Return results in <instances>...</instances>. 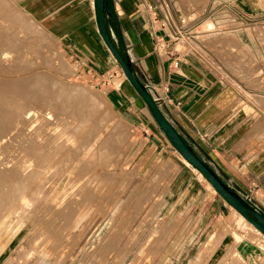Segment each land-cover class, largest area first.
<instances>
[{
  "label": "rangeland",
  "instance_id": "obj_1",
  "mask_svg": "<svg viewBox=\"0 0 264 264\" xmlns=\"http://www.w3.org/2000/svg\"><path fill=\"white\" fill-rule=\"evenodd\" d=\"M0 5V17L4 16L0 18L3 25L0 26L1 30L5 29L0 30V36L4 35L0 38V84L4 83L0 94L9 83L15 86V79L32 73L28 78L33 81L28 82L30 88L42 85L48 89L51 85L56 90L60 83L78 85L91 98L89 102L94 100L90 113L84 110L87 104L84 98L79 102V107L84 105L83 109L75 108L78 105L73 106V102L68 108L66 105L63 108L61 101L59 104L52 101L51 105V102L45 101L42 105L39 102L31 121L38 115L40 119L36 117V122L25 123L27 127H16L10 130L11 134L0 138V146L5 147H0L1 159H12L11 155L17 154L15 160L3 161L8 165L20 159L22 162L25 159L24 163L20 162L24 166L39 161L38 157L42 156L32 157L22 152L27 150L29 141L44 144L43 150L48 144H51L49 148L54 145L61 148L55 155L58 157L51 161L52 167L43 174L39 189L33 186L24 193V205L18 208L4 205V209L0 205V264H264V234L247 220L244 223L231 205L219 206L222 197L197 168L185 162L172 143L158 155L160 146L155 150L150 143L143 145L138 140L136 126L120 116L111 93L112 90L120 92L126 79L118 63L120 74L116 71L114 83L105 86L34 15L26 0H0ZM224 10L219 4L213 8L217 28L212 37H201L204 48L223 68L228 82L240 92L239 101L248 100L253 113L258 107L263 111L264 18L248 19L236 11ZM7 15H15V19L8 20ZM23 22L29 23L27 28ZM209 24L213 26L212 20ZM11 27H20L22 32L18 34ZM25 31L29 37H23ZM32 36L38 40H31ZM34 81L37 82L33 85ZM39 89L40 94H45ZM37 121L42 123L41 131L45 129L42 133L35 125ZM10 135L17 136L13 139ZM1 140L16 145L6 148ZM17 143L22 146L18 147ZM9 147L12 153L7 152ZM17 157H20L18 161ZM188 176L196 182L189 189V179L185 181ZM14 209L20 216H16Z\"/></svg>",
  "mask_w": 264,
  "mask_h": 264
},
{
  "label": "crops",
  "instance_id": "obj_2",
  "mask_svg": "<svg viewBox=\"0 0 264 264\" xmlns=\"http://www.w3.org/2000/svg\"><path fill=\"white\" fill-rule=\"evenodd\" d=\"M26 3L98 81L109 70L120 74L99 33L94 0ZM217 4L225 7L226 13L231 10L248 19L264 18V0H109L113 14L107 15L106 24L119 50L130 53L136 74L155 86L164 99L160 107L169 120L224 178L264 212V109L258 107L253 113L248 100L239 101L240 92L207 53L201 38L212 37L217 28L213 11ZM126 79L120 92L111 91L118 112L136 126L143 145L150 143L155 150L160 146L158 155H162L171 141ZM195 184L189 179L186 187ZM227 204L224 199L219 202V206Z\"/></svg>",
  "mask_w": 264,
  "mask_h": 264
},
{
  "label": "bare ground",
  "instance_id": "obj_3",
  "mask_svg": "<svg viewBox=\"0 0 264 264\" xmlns=\"http://www.w3.org/2000/svg\"><path fill=\"white\" fill-rule=\"evenodd\" d=\"M7 3V2H6ZM10 4V3H9ZM1 6V5H0ZM9 7V6H8ZM7 7V8H8ZM12 8V7H11ZM10 9V8H9ZM0 10H1V8H0ZM8 10V9H7ZM10 11V10H9ZM6 12V11H5ZM1 13V12H0ZM4 13H3V11H2V15H3ZM8 14H9V12H8ZM14 14V13H13ZM1 15V14H0ZM6 15V14H5ZM11 15V14H10ZM10 15H7V18H8V20H10L9 18H13V19H15L14 17H15V15H14V17L13 16H11V17H9ZM2 17V19H3V17L4 16H1ZM0 17V18H1ZM16 17H18L17 15H16ZM22 18V17H21ZM6 21L5 22H7V19L6 18H4ZM1 20V19H0ZM18 20H20V19H17V21ZM26 20V19H25ZM2 21H4V20H2ZM11 21L13 22V20L11 19ZM16 20H15V22H17ZM9 22V21H8ZM1 23V22H0ZM20 23H22V22H20ZM23 23H25V22H23ZM3 24L5 25V23L3 22ZM9 24V23H8ZM16 24H18V22L16 23ZM15 24V25H16ZM1 25V24H0ZM7 25V24H6ZM15 25H13V26H15ZM18 25H20V24H18ZM24 25V24H23ZM25 25H26V23H25ZM27 25H29V23L27 24ZM25 26L26 28L28 27V26ZM1 26H3V25H1ZM0 26V30H1V27ZM8 26V25H7ZM17 26V25H16ZM15 26V27H16ZM9 27H10V25H9ZM9 27H7L6 29H8ZM20 27H21V25H20ZM20 27L18 28V29H16V30H18L19 31V29H20ZM25 27H23V28H25ZM31 27V26H30ZM12 28V27H11ZM10 29V28H9ZM9 29H8V31H9ZM12 29H14V28H12ZM14 29V30H15ZM29 29V28H28ZM3 30H5L4 28H3ZM3 30H1V31H3ZM21 30V29H20ZM23 30V29H22ZM26 30V29H25ZM12 31V30H11ZM31 31V30H30ZM20 32H22V31H19V32H17L18 34L20 33ZM35 32V31H34ZM1 33V32H0ZM3 33V32H2ZM4 34L5 35H7L8 33H6V32H4ZM10 34V33H9ZM26 34V31H25V33H23L22 35H25ZM30 34V33H29ZM2 35V34H1ZM31 35V34H30ZM37 35V34H36ZM2 36H4V35H2ZM2 36H0V38L2 37ZM11 35H9V37H10ZM38 36V35H37ZM7 37V36H6ZM12 37V36H11ZM10 37V38H11ZM23 37H29V36H27V35H25V36H23ZM10 38H8L9 40H10ZM15 37H12V39H14ZM1 39H3V38H1ZM8 39L6 38V41H8ZM22 39V38H21ZM24 39V38H23ZM22 39V40H23ZM32 39H34V37L32 36V38H31V40ZM19 40H20V38H19ZM24 40H27V39H24ZM30 40V39H29ZM35 40V39H34ZM38 40V39H37ZM37 40H35V41H37ZM3 42V41H2ZM14 42V41H13ZM12 42V43H13ZM22 42V41H21ZM4 43H5V40H4ZM15 44H16V41L14 42ZM17 43H18V41H17ZM8 45H9V43H8ZM17 45V44H16ZM22 46V45H21ZM28 48H30V47H28ZM17 49V48H16ZM3 51V50H2ZM15 51V50H14ZM20 51V50H19ZM21 52V51H20ZM0 56H2V55H0ZM1 58V57H0ZM10 58V57H9ZM57 58V57H56ZM59 58V57H58ZM3 59V58H2ZM15 60V59H14ZM51 60H52V58H51ZM57 60H59V59H57ZM61 60V59H60ZM58 62V61H57ZM19 64V63H18ZM30 64V63H29ZM8 65V64H7ZM23 65V64H22ZM15 67V66H14ZM15 71V70H14ZM24 72V71H23ZM34 73H36V72H34ZM40 73V72H39ZM17 74V73H16ZM20 74V73H19ZM38 74V73H37ZM6 75V74H5ZM32 75V73H30V74H27V75H25V76H23V77H20V78H18V79H15L14 81L16 82L14 85L15 86H13L12 84L13 83H9V82H7V81H5V82H7V83H9V87L8 86H6V87H3L4 85V83H2V84H0V86L1 85H3L2 87H3V92L4 93H2V94H0V138L2 137H4L7 133H10L11 134V132H10V130L12 131V129H13V131H14V129L17 127V128H22V127H27V126H25V123H27L28 124V122L30 123V122H32L36 117H37V119H38V117H39V115L38 116H36V117H34V119L31 121V119L33 118L32 117V112H33V110L35 109V106L36 105H38V103L40 102H42L41 103V105L42 104H44L43 102H45L46 101V103L48 102V104L50 103V105L52 104V101H55V102H53V103H56V104H59V101H61L62 102V105L64 106L63 108H65V105L67 106V105H72V102H73V106L76 104V105H78V106H74L75 108L76 107H78L79 109L80 108H82V106H84V105H82V102H81V107H79V102L80 101H82L83 100V98L86 100V102H87V104H86V106H85V108L87 109H84L85 111H87L88 113H90L91 112V110H93L90 106V104H91V102H89L90 100H91V98H88V96H87V93H85L86 91L84 90V88H82V87H80V86H78V85H71V84H66V83H60V86L58 87V86H56L55 88H56V90H57V88H58V91H56V90H54L53 89V86L51 87V85L48 87V89H46L45 88V86H40L39 88H41L42 90H44V92H45V94H40V89L37 87V88H35V89H33V87L32 88H30L29 86V81H30V83H32L31 82V80L30 79H28V78H30L29 76H31ZM35 75V74H34ZM39 75V74H38ZM36 76V75H35ZM53 77V76H52ZM126 77V76H125ZM127 78V77H126ZM39 79V78H38ZM12 80V79H11ZM35 80H36V77H35ZM127 80H128V78H127ZM8 81H9V79H8ZM13 81V80H12ZM13 81V82H14ZM38 81V80H37ZM37 81H34L35 83H33V85L34 84H36V82ZM55 81H56V79H55ZM129 81V80H128ZM4 82V81H3ZM40 82V81H39ZM53 82V81H52ZM46 83V82H45ZM44 83V84H45ZM54 83H56V82H54ZM58 83V82H57ZM32 84H31V86H33ZM56 85V84H55ZM37 86V85H36ZM61 90V91H60ZM60 91V93H58ZM1 92V91H0ZM45 95V96H44ZM87 96V97H86ZM93 99V98H92ZM84 101V100H83ZM85 102V103H86ZM93 102H94V100H93ZM93 102H92V104H93ZM97 102V101H96ZM95 102V103H96ZM56 104H54V105H56ZM40 105V106H41ZM47 105V104H46ZM45 105V106H46ZM69 105V106H70ZM39 106V107H40ZM101 106V105H100ZM47 107H48V105H47ZM56 107H58L59 108V106L58 105H56ZM61 107V106H60ZM95 107V105L93 106V108ZM51 108V107H50ZM55 108V107H54ZM57 108V109H58ZM67 108H68V106H67ZM73 108V107H72ZM77 108V109H78ZM53 109V108H52ZM76 109V110H77ZM83 109V108H82ZM82 109H81V111H82ZM91 109V110H90ZM95 109V108H94ZM98 109V107H97V105H96V110ZM99 109H100V107H99ZM39 110V109H38ZM37 110V111H38ZM43 110V109H42ZM70 110H72V109H70ZM70 110H68V111H70ZM84 110H83V112H84ZM96 110H94V111H96ZM101 110H102V108H101ZM44 111V110H43ZM62 111V110H61ZM74 111V110H73ZM72 111V112H73ZM98 111H100V110H98ZM36 112V111H35ZM35 112H33L34 114H37V113H35ZM65 112V111H64ZM80 112V111H79ZM101 112V111H100ZM69 113V112H68ZM86 112H84V114H85ZM92 113H93V111H92ZM94 113H97V112H94ZM82 114V113H81ZM42 115V114H41ZM51 115V114H50ZM89 115V114H88ZM87 115V116H88ZM96 115V114H95ZM98 115H99V113H98ZM54 116V115H53ZM83 116V115H82ZM91 116H92V114H91ZM100 116V115H99ZM98 116V117H99ZM89 117V116H88ZM93 117V116H92ZM95 117V116H94ZM98 117H97V119H98ZM104 117V116H103ZM102 117V118H103ZM46 118V117H45ZM39 119H40V117H39ZM47 119V118H46ZM49 119V118H48ZM51 119V118H50ZM49 119V120H50ZM88 119V118H87ZM92 119V118H91ZM91 119H90V123H91ZM84 120V119H83ZM82 120V121H83ZM86 120V119H85ZM89 120V119H88ZM94 120V119H93ZM103 120V119H102ZM35 121V120H34ZM42 121V120H41ZM41 121H37V123H35V125L37 124V126H39L38 127V129H40V131H41V128H43L42 126H40L42 123H41ZM43 121H45V119L43 120ZM42 121V122H43ZM47 121V120H46ZM46 121H45V123H46ZM94 121H96V120H94ZM94 121H92V124H93V122ZM104 121V120H103ZM36 122V121H35ZM50 122V121H49ZM98 122H100V121H98ZM33 123V122H32ZM89 123V122H88ZM97 123V122H96ZM39 124V125H38ZM43 124H44V122H43ZM70 124V123H69ZM81 124V123H80ZM98 124V123H97ZM116 124H118V123H116ZM18 125V126H17ZM35 125H34V130L36 129L35 128ZM45 125V124H44ZM88 125H91V124H88ZM88 125H87V127H88ZM60 126V125H59ZM77 126V125H76ZM92 126V125H91ZM90 126V127H91ZM29 127V126H28ZM41 127V128H40ZM45 127V126H44ZM58 127V126H57ZM94 127H95V129H96V126L94 125ZM93 127V128H94ZM101 127V126H100ZM55 128V127H54ZM59 128V127H58ZM77 128V127H76ZM79 128H80V126H79ZM37 129V130H38ZM71 129V128H70ZM87 129V128H86ZM92 129V128H91ZM24 130V129H23ZM23 130H22V133H23ZM30 130V129H29ZM36 130V131H37ZM44 131H45V129H43ZM42 130V131H43ZM54 130V129H53ZM61 130V129H60ZM93 130V129H92ZM119 130V129H118ZM16 131H18V130H16ZM25 131V130H24ZM31 131V130H30ZM42 131L40 132V133H42ZM76 131V130H75ZM84 131H88V130H84ZM95 131V130H94ZM97 131V130H96ZM26 132H27V129H26ZM55 132V131H54ZM58 132V131H57ZM66 132V131H65ZM81 132H82V129H81ZM88 132H90V131H88ZM118 132V131H117ZM18 133H20V130H19V132ZM38 133V132H37ZM50 133V132H49ZM12 134H15V132L14 133H12ZM31 134V133H30ZM54 134V133H53ZM59 134V133H58ZM66 134V133H65ZM71 134V133H70ZM89 134V133H88ZM108 134V133H107ZM9 135V134H8ZM20 135V134H19ZM29 135V134H28ZM49 135V134H48ZM80 135V134H79ZM111 135V134H110ZM11 137H13L12 135H10ZM17 136V135H16ZM15 136V137H16ZM27 136V135H26ZM31 136V135H30ZM41 136V135H40ZM51 136V135H50ZM54 136H56V135H54ZM84 136V135H83ZM86 136H87V133H86V135H85V138H86ZM115 136H117V135H115ZM6 137V136H5ZM15 137H13V139L15 138ZM19 137V136H18ZM28 137V136H27ZM26 137V140L29 138H27ZM44 136L42 135V138H43ZM59 136H57V138H58ZM24 138H25V136H24ZM47 138V137H46ZM54 138V137H53ZM56 138V137H55ZM54 138V139H55ZM64 138V137H63ZM62 138V139H63ZM84 137H83V139H85ZM7 139V138H6ZM9 139V138H8ZM13 139H12V141L10 140H8L9 142H13ZM41 139V138H40ZM68 139V138H67ZM67 139H66V141H67ZM77 139V138H76ZM82 139V140H83ZM3 140H5V138L3 139ZM23 140V139H22ZM25 140V139H24ZM32 140H33V138H32ZM47 140V139H46ZM56 140V139H55ZM54 140V141H55ZM106 140H107V137H106ZM2 141V140H1ZM14 141H17V139L16 140H14ZM38 141V140H37ZM50 141L52 142V140H51V138H50ZM60 141V140H59ZM81 141V140H80ZM91 141V140H90ZM101 141H103V140H101ZM3 142V144H6L5 143V141H2ZM26 142V141H25ZM24 142V144H26ZM35 141H33V143L32 142H28V144H29V146H28V148H27V150L26 151H22L25 155H31L32 157L34 156V157H37L38 155H40V159H39V157H38V162L35 164V162H34V164H32V163H29V161L27 162V163H29L28 165H26V166H24V164L22 165L21 163H24L25 162V159H23L24 160V162H22V159H20L21 161V163L20 162H14L12 165H8L7 163H5V162H7V161H5V162H3L4 160H6L7 158H5L4 160H3V158L1 159L0 158V205H3V208L2 207H0V208H2V209H4V205H7L8 207L9 206H13L14 208L15 207H19V206H22V205H24V203H25V197H24V195H26V194H24V193H27V190L29 189V191H30V189H31V187L33 188V186L36 188V189H39V188H37L38 186H39V182H41L43 179V177H44V175L43 174H45L48 170H49V168H50V166H51V164H53L54 162H51V161H53V160H55V159H53V158H56V157H58V156H56L55 157V155H56V153L59 151V150H61V148L60 149H58L57 147H55V145L54 146H52V147H48V146H51V144L49 145L48 144V146H46V149H44L43 150V145H38V143H34ZM50 142V143H51ZM76 142V141H75ZM88 142V141H87ZM8 143V142H7ZM57 143H58V141H57ZM57 143H56V146H57ZM0 144H2V143H0ZM10 144H13V143H8V144H6L5 146H6V148L8 147V146H10ZM52 144H53V142H52ZM62 144V143H61ZM60 144V145H61ZM77 144V143H76ZM13 145H16L15 144V142H14V144ZM60 145H58V146H60ZM66 145V144H65ZM83 145H84V143H83ZM82 145V142H81V146H83ZM2 146V145H1ZM0 146V147H1ZM17 146L18 147H21V146H19L18 145V143H17ZM16 146V147H17ZM12 147V146H11ZM11 147H9V150L7 151V152H9L10 150H11ZM25 147H27V144L25 145ZM80 147V146H79ZM84 147V146H83ZM2 149L3 148H5L4 146L3 147H1ZM14 148V147H13ZM24 148V147H23ZM23 148L21 149V150H23ZM31 148L33 149L32 151L33 152H31ZM81 148V147H80ZM70 149V148H69ZM82 149V148H81ZM5 150V149H4ZM16 150V149H15ZM25 150V149H24ZM12 151V150H11ZM10 151V152H11ZM20 151V150H19ZM66 151V150H65ZM14 152V151H13ZM22 152H19V153H21V155H22ZM2 153H4L3 152V150H2ZM12 153V152H11ZM59 153V152H58ZM61 153H62V151H61ZM180 153V152H179ZM16 153H14V155H11V157H13L12 159L11 158H9V159H11V160H15V157L14 156H16L15 155ZM23 154V155H24ZM90 154V153H89ZM181 154V153H180ZM0 155H1V151H0ZM6 155L8 156V153H6ZM5 155V156H6ZM18 155H20V154H18ZM22 155V156H23ZM4 156V155H3ZM27 156H25L26 158H28ZM180 156H182V158L185 160V162H187L188 164H190L191 165V163L181 154ZM25 157H23V158H25ZM60 157V156H59ZM18 158V157H17ZM20 158V157H19ZM19 158L17 159V161L19 160ZM22 158V157H21ZM31 158V157H30ZM30 158H29V160H30ZM64 158V157H63ZM63 158H61V160L63 159ZM9 159H7V160H9ZM32 159V158H31ZM37 159V158H36ZM59 159V158H58ZM33 160H34V158H33ZM27 161V160H26ZM65 160H63V162H64ZM70 161V160H69ZM50 162V163H49ZM58 162V161H57ZM67 162V161H66ZM166 162V161H165ZM169 162V161H168ZM49 163V164H48ZM72 163V162H71ZM167 163V162H166ZM165 164V163H164ZM62 165V164H61ZM169 165V164H168ZM36 166H39V167H36ZM172 166H173V164H172ZM52 167V166H51ZM64 167V166H63ZM165 167V166H164ZM166 168H168V166H166ZM193 168V167H192ZM196 167L194 166V169H195ZM164 169V168H163ZM81 170V169H80ZM168 169H166V171H167ZM59 171V170H58ZM22 172V173H21ZM168 172V171H167ZM173 173V172H172ZM161 174H162V172H161ZM155 175V174H154ZM162 175H164V174H162ZM40 176V177H39ZM168 176V175H167ZM155 177H157V176H155ZM169 178V177H168ZM45 179V178H44ZM163 180H165V178H163ZM160 181V180H159ZM46 183V182H45ZM155 183V182H154ZM43 185V184H42ZM148 186V185H147ZM212 186V185H211ZM213 187V186H212ZM34 188V189H35ZM33 189V190H34ZM213 189H214V187H213ZM32 190V189H31ZM28 191V192H29ZM214 191H215V189H214ZM32 193V192H31ZM152 194V193H151ZM34 195V194H33ZM149 197V196H148ZM35 200V199H34ZM232 206V205H231ZM17 207V208H18ZM233 207V206H232ZM6 208V207H5ZM23 208H24V206H23ZM234 208V207H233ZM9 209V208H8ZM24 209H26V208H24ZM234 209H236V208H234ZM7 210V209H6ZM15 210V209H14ZM13 210V211H14ZM20 210H22V208L20 209ZM19 210V211H20ZM7 212V211H6ZM9 213V212H8ZM15 213H16V210H15ZM15 213H13V214H15ZM21 213H23V212H21ZM24 213H26V210L24 211ZM27 213H28V211H27ZM5 214H7V213H5ZM10 214V213H9ZM17 214V213H16ZM240 214V213H239ZM8 215V214H7ZM22 215V214H21ZM25 215V214H24ZM16 216H20V215H16ZM26 216V215H25ZM243 216V215H242ZM244 217V216H243ZM4 218V217H3ZM5 218H6V216H5ZM16 218V217H15ZM245 218V217H244ZM19 219H20V217H19ZM23 219H24V217H23ZM245 220H247L246 218H245ZM247 222L248 223H250L249 225H252V226H254L249 220H247ZM248 225V226H249ZM257 229V228H256ZM261 232V231H260ZM1 233V232H0ZM4 235V234H3ZM263 235V234H262ZM8 240V239H7ZM238 263V262H237Z\"/></svg>",
  "mask_w": 264,
  "mask_h": 264
},
{
  "label": "water",
  "instance_id": "obj_4",
  "mask_svg": "<svg viewBox=\"0 0 264 264\" xmlns=\"http://www.w3.org/2000/svg\"><path fill=\"white\" fill-rule=\"evenodd\" d=\"M94 8L98 30L105 45L123 70L124 75L135 87L167 138L177 150L205 176L227 203L236 208L241 215L264 234V212L261 207L252 201L249 196L236 189L229 180L224 178L169 120L158 102L149 92L147 83L134 71L130 53L127 50L122 53L114 43L106 24L107 15L113 14L109 5V0H94Z\"/></svg>",
  "mask_w": 264,
  "mask_h": 264
},
{
  "label": "built area",
  "instance_id": "obj_5",
  "mask_svg": "<svg viewBox=\"0 0 264 264\" xmlns=\"http://www.w3.org/2000/svg\"><path fill=\"white\" fill-rule=\"evenodd\" d=\"M181 32V31H180ZM180 58H178L175 61V66H177L179 64ZM89 70V69H88ZM117 74L116 71L114 70H109L106 74V76L104 78H100L99 81H101V83H103V85L105 86H110L112 83H114V79H115V75ZM148 90L149 92L152 94V96L154 97V99L158 102V104L161 106L163 104L164 99L156 93V88L155 86H150L147 84Z\"/></svg>",
  "mask_w": 264,
  "mask_h": 264
}]
</instances>
